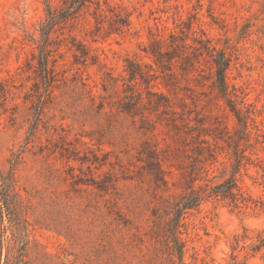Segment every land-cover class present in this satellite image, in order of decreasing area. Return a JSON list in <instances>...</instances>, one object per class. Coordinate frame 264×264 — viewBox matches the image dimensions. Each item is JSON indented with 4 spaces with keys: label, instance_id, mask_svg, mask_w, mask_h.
<instances>
[{
    "label": "rangeland",
    "instance_id": "1",
    "mask_svg": "<svg viewBox=\"0 0 264 264\" xmlns=\"http://www.w3.org/2000/svg\"><path fill=\"white\" fill-rule=\"evenodd\" d=\"M71 1L0 0V264H264V0Z\"/></svg>",
    "mask_w": 264,
    "mask_h": 264
},
{
    "label": "trees",
    "instance_id": "2",
    "mask_svg": "<svg viewBox=\"0 0 264 264\" xmlns=\"http://www.w3.org/2000/svg\"><path fill=\"white\" fill-rule=\"evenodd\" d=\"M81 0H73L69 5L66 6L64 11L65 13L69 14L71 10L75 9L77 4H80ZM83 3V2H82ZM80 4V6L82 5ZM47 22L44 26V28H48V31L50 32L52 28V24L55 22V13L54 11L48 7L47 8ZM238 189L234 183V181H230L229 184L225 187L224 191L218 192L217 190H213V195L214 196H223V197H229L232 199V203L236 206L241 203V200L238 199L237 197V192ZM0 201L2 204L0 205V208H3L5 212L8 215L9 220H11L12 214H13V208L12 205L8 199V196H4L0 198ZM179 227H180V219H178L176 222L173 224H169L168 228L166 229L167 235H166V246H167V257L166 261L168 264H184V252H185V245L184 242L180 239L178 236L179 234ZM243 241L241 237L235 236V242L234 245H232V254L230 255L231 259L234 261V264H236V256L234 255L233 252L237 250L239 247V243ZM257 242L252 245L251 250L253 252L258 251L261 249V247L264 246V234L259 233L257 237Z\"/></svg>",
    "mask_w": 264,
    "mask_h": 264
}]
</instances>
